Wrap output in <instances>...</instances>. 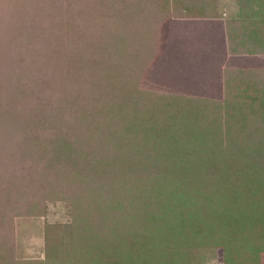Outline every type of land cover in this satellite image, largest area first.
<instances>
[{
	"label": "trees",
	"instance_id": "trees-1",
	"mask_svg": "<svg viewBox=\"0 0 264 264\" xmlns=\"http://www.w3.org/2000/svg\"><path fill=\"white\" fill-rule=\"evenodd\" d=\"M235 1L228 52L264 54V0ZM166 2L29 0L28 23L5 26L0 264H19L12 213L40 216L45 200L68 217L20 264H188L207 246L223 264H257L264 69H224L221 100L141 89Z\"/></svg>",
	"mask_w": 264,
	"mask_h": 264
},
{
	"label": "rangeland",
	"instance_id": "rangeland-1",
	"mask_svg": "<svg viewBox=\"0 0 264 264\" xmlns=\"http://www.w3.org/2000/svg\"><path fill=\"white\" fill-rule=\"evenodd\" d=\"M31 1V0H30ZM48 1V0H43ZM182 2V3H181ZM188 2V3H187ZM235 0H208L205 3H202L205 5L203 7L202 4H198L196 1L192 0H167V4L164 8L161 9V11L166 12L168 14V18L164 19L161 24L157 28L156 32V42H157V54L154 57L153 62L147 67L146 71L143 74L142 81L140 82V88L143 90H149V91H156V92H162V93H170V94H182L188 96H205L209 98H216L221 100L222 95L220 94V91L214 90L215 92H210L209 88L208 91L205 92H199L192 90V88L200 89V87L207 86L210 84L211 80L208 76H210V62L207 64H204L200 71H197L195 67H193V64H188L187 58H192L190 56H196V55H202L204 54V50L207 48L204 47V45L199 44V42H195L197 48H201L199 51L200 53H190L187 55V53L190 51L189 48L191 46H195L194 42H190L189 38H184L182 45L185 47L178 46L181 48H185L187 51L186 55H183L184 57L179 59L175 62L173 61V64H163V68L166 70H162L163 72H159L156 67V60L159 53L161 52V49H163L164 45L167 46H173V44L169 45L168 36L167 33L169 31V28H181L179 25L174 24L173 19H181V18H175L179 17L181 14V7H187L188 9V16H202V15H213L218 16L217 18H186V19H205L207 20L206 23H201L203 26H195L193 28L197 29H205L209 28L210 31L214 30L215 32H222V24L221 22H215V21H222L224 16L228 17L229 15L236 14V6H235ZM157 4H161V2L156 1ZM29 0H0V83H1V74L3 72V69L6 67L4 65L5 61L7 60L6 57L3 55V39L4 36H7L4 34L5 32V26L7 24H11L13 21L11 19L14 17H20L22 20H24L26 23L29 21ZM33 4V3H32ZM181 4V5H180ZM202 6V7H201ZM161 8V7H159ZM205 8V11L203 10ZM28 12V13H27ZM173 17V18H172ZM215 22V23H214ZM200 24V23H199ZM192 28V26L190 27ZM15 31V30H14ZM17 36V32H15ZM177 40H180L179 38H175ZM186 39V40H185ZM222 36L220 38L219 44L215 45L216 47L219 46L218 50L223 53V40ZM166 41V42H165ZM181 41V40H180ZM176 43H179L178 41ZM193 43V44H192ZM5 49V48H4ZM174 55V54H173ZM186 56V57H185ZM188 56V57H187ZM205 56V55H204ZM221 56H224L221 54ZM187 60V61H184ZM184 62V63H183ZM183 64V67L180 65ZM188 64V65H187ZM252 65V64H251ZM259 65V64H258ZM5 72V69H4ZM208 73V76L206 75ZM210 74V75H209ZM188 82L189 85L186 88L180 87L183 83L186 85ZM190 83L192 85H190ZM198 88H196L195 86ZM1 86V85H0ZM192 86V87H191ZM193 91V92H192ZM5 131L4 127L3 129L0 128V134L1 132ZM6 136V135H4ZM3 136L0 135V141L2 140ZM4 156L6 157V150L0 148V175L3 172L1 168L6 165V161H4ZM2 158V160H1ZM4 163V164H3ZM44 204L46 206V209L40 213V216H26L24 214L20 215H13L11 217V248L13 251L11 260L14 262L25 263L30 260L40 259L43 256L44 253V241H43V229L48 224H51L53 222L62 223L66 220L68 217L67 212L64 208L61 207V203H56V205H52V202H49L48 200L44 201ZM263 250L257 252L254 256H256L257 264H264V246L262 247ZM194 255L193 259L190 261L188 260V264H223V256L222 251L219 247L215 246V248L206 247V250H199V249H193ZM203 254L202 258H198V254ZM248 253L252 256L251 252L248 251ZM172 258V254H167V259ZM166 259V260H167ZM174 259V256H173ZM182 259V258H181ZM186 260V259H185ZM82 261V260H81ZM147 264H158V263H147ZM160 264V263H159ZM171 264V263H170Z\"/></svg>",
	"mask_w": 264,
	"mask_h": 264
},
{
	"label": "crops",
	"instance_id": "crops-1",
	"mask_svg": "<svg viewBox=\"0 0 264 264\" xmlns=\"http://www.w3.org/2000/svg\"><path fill=\"white\" fill-rule=\"evenodd\" d=\"M170 22H173L174 24L177 23V25H179L181 28H177V29L172 28V27L169 28V31L167 32L169 34L167 42H169V45L173 44V46L166 47V45H164L163 49H161V52L159 53L160 55L158 56L156 60V65H158L156 69L159 72H163L162 70L164 69L163 68L164 63L165 65L170 64L171 66V64H173V61L176 62L178 60L177 59L178 57L179 59L180 58L182 59L184 57L183 55H186L187 53V51H185L186 49L178 47V46H181L183 43H185L183 42L184 38L186 39L189 38L190 42H194V41L197 43L199 42V44L204 45V47L207 49L204 50L203 52L204 54L202 55L190 56L192 57L191 59L187 58V60L189 61L188 64H193V67H195L197 71H200L201 67L204 64H207L210 62V65H212L210 66V70H209L211 75L209 74L210 76H208V73L206 75L210 78L211 82L210 84H208V87L206 85L205 86L202 85L200 89L192 88V90L206 93V91H208V88H209L210 92H215L214 90H218L220 91V94L222 95L223 70L224 69H237V70L264 69V54L247 55V54H230L228 52L224 21L223 22L215 21V22H221L222 32L221 31L215 32L214 30L210 31L209 28H205V29L193 28L195 26H203L202 24L207 22V20L205 19L181 18V19H173V21H170ZM191 26L192 28H190ZM221 36L223 38L222 39L223 40V53H221V51L218 50L219 46L217 47L215 46L219 44ZM175 38H179L181 41ZM177 41L179 43H176ZM194 45L195 46L187 47L190 50L187 53V55L190 53H194V54L200 53L199 50L201 48H197L196 43ZM182 46L185 47L184 45ZM221 54L224 56H221ZM187 60H184V61H187ZM180 65L183 67V64H180ZM186 83H187L186 85H184L183 83L180 87L182 88L188 87L189 83L188 82ZM190 85L192 84L190 83ZM195 87L198 88L197 86ZM176 95L188 96V95H185L184 93L176 94ZM189 97L219 100L216 98H209L205 96L202 97L199 95L189 96Z\"/></svg>",
	"mask_w": 264,
	"mask_h": 264
}]
</instances>
